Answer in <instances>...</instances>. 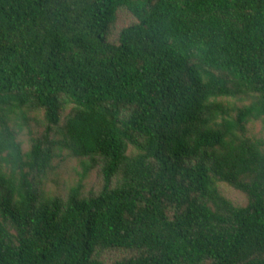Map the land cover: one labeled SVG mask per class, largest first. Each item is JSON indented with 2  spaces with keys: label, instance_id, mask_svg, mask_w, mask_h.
Wrapping results in <instances>:
<instances>
[{
  "label": "trees",
  "instance_id": "16d2710c",
  "mask_svg": "<svg viewBox=\"0 0 264 264\" xmlns=\"http://www.w3.org/2000/svg\"><path fill=\"white\" fill-rule=\"evenodd\" d=\"M252 122L264 0H0V264H264ZM63 158L80 181L46 194Z\"/></svg>",
  "mask_w": 264,
  "mask_h": 264
},
{
  "label": "rangeland",
  "instance_id": "374dc122",
  "mask_svg": "<svg viewBox=\"0 0 264 264\" xmlns=\"http://www.w3.org/2000/svg\"><path fill=\"white\" fill-rule=\"evenodd\" d=\"M132 18L126 11H120L117 15V19L114 25V28L110 32L109 40L115 42L117 39L118 32L124 26L131 24ZM70 106H66L63 114L66 115L69 112ZM39 128L34 124H31L30 131L37 132ZM247 135L253 139H264V124L261 122H252L247 125ZM19 141L22 144L23 151L29 149L28 134L25 131V134L20 135ZM54 170L50 174L46 181L42 184L43 190L46 194H58L66 191V188L75 185L80 181L81 168L79 164L70 159H60L54 163ZM85 190L89 189L97 190L100 186V178L96 171L92 172L86 179L82 182ZM218 190L220 194L230 201L234 206L244 207L247 203L245 195L234 190L230 186L219 183ZM100 258L106 263L110 264L115 260L124 258L127 254L120 251H107L100 252Z\"/></svg>",
  "mask_w": 264,
  "mask_h": 264
}]
</instances>
